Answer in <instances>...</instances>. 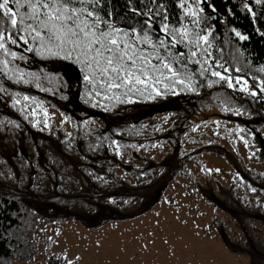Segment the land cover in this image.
Returning a JSON list of instances; mask_svg holds the SVG:
<instances>
[{
  "label": "trees",
  "instance_id": "16d2710c",
  "mask_svg": "<svg viewBox=\"0 0 264 264\" xmlns=\"http://www.w3.org/2000/svg\"><path fill=\"white\" fill-rule=\"evenodd\" d=\"M199 6L205 9L201 14L203 25L212 29L209 39L213 56L210 62L219 59L223 65H214L213 70L219 71L227 80L212 76L209 71L204 76L197 75L192 88L178 85L164 90L160 86L162 94L132 95L131 102L122 95V91L115 93L120 99H106L103 92L100 96L89 95L90 86L86 85L84 73L74 60L25 51L31 45H10L18 57L25 58L24 62H12V78L18 82L12 86L16 90L12 89L21 93L19 86L32 81L23 91L29 101L28 124L40 125L43 133L48 129L56 132L58 124L65 123L78 139L72 152L79 154L80 158L64 151L59 142L52 146L56 153L47 156L48 163L53 165L51 170H60L63 175L68 170L80 173L85 184L77 181L74 192L68 190L67 185L52 192L43 185L27 189L20 184V187H15L13 183L0 182V264L14 260L15 249L21 246L18 235L21 233L25 238L27 229L39 231L42 223L53 225L66 220L95 228L109 221L134 218L150 211L176 180L184 182L189 178L187 180L193 183L192 178L204 166L206 175L213 177L222 173L214 179L203 174L198 185L199 196L224 210L231 218L228 225L223 221L216 224L226 247L232 252L247 254L250 264H264V251L257 246L256 234L252 232L253 228H258L256 232L264 228V205L261 203L264 185L258 182L264 180V141L251 133L253 129L262 132L261 128H264V93L258 91L257 95H245L248 107L245 114H252L249 122L253 127L247 125L244 117L246 125L235 127L232 133L247 140L248 154L240 151L236 143H230L231 148L220 145L217 137L232 132L227 131L233 125L230 121L216 128L211 126L212 137L204 133L199 135L200 127L205 124L202 127L206 128L209 124L208 118L199 121L192 118L197 104L205 97H211L221 89L230 92L229 76L247 79L256 89L260 77L264 81V0L260 4L255 0H204ZM237 32L246 38L241 39ZM192 68L198 74L199 66L193 65ZM21 72L24 78L18 79ZM35 87L40 88V98L33 90ZM78 96L86 106L100 110L104 115L101 118L90 117L74 111L72 103ZM39 100L40 116L33 113L32 106ZM164 100L177 104L172 107L169 104L170 109H165L166 105L157 106ZM85 119L100 121L99 134L103 146L100 155H91L87 151L82 138L87 132L81 126ZM178 125H185L188 130L182 131ZM192 128L198 131L193 134L189 130ZM70 141L71 138L66 137L65 142ZM212 154H216L221 163L219 160L210 167L206 162L203 167L197 165L200 158ZM196 166L198 170H195ZM226 170H229L227 174L223 173ZM102 171L105 173L101 174ZM255 182L262 197L258 198L257 204H248V198L241 194L238 185ZM216 187L218 190L219 187L226 188L224 199L218 196ZM255 193L253 190L250 197ZM33 201H40V206ZM231 237L236 238V243ZM60 260L50 264H67L63 258Z\"/></svg>",
  "mask_w": 264,
  "mask_h": 264
},
{
  "label": "rangeland",
  "instance_id": "374dc122",
  "mask_svg": "<svg viewBox=\"0 0 264 264\" xmlns=\"http://www.w3.org/2000/svg\"><path fill=\"white\" fill-rule=\"evenodd\" d=\"M23 59L18 60L24 62ZM238 79L239 77L229 76L228 80L233 85L230 92L221 89L217 91L219 93L215 92L216 94L211 97H205L197 104L192 118L197 121L208 118L209 124H206V128L202 127L205 124L200 127L199 135L203 136L204 133L212 137L211 126L216 128L230 121L233 125L231 130L227 131L232 132L217 137L220 145L231 148L230 143H236L240 151L248 154L247 140L245 139V142L242 137L232 133L235 127L240 128L241 124H245L244 117L247 125L252 126L249 122L251 120L249 116L252 114H245L248 108L245 95L253 93L257 95L258 91L263 94L261 88L264 87V81L263 79L261 81L260 77L256 89L247 79ZM4 80L6 81L5 78ZM30 82L32 81L28 80V84ZM14 83L18 84L11 78V86ZM28 84L19 86L21 93L14 92L16 89L10 87L9 95L6 94L5 87L0 85V103H6L7 99L8 108L12 112L11 115L0 113V182L13 183L15 187L22 185L27 189L43 185L52 192L57 191L59 186L67 185L68 190L74 192L77 189V181L85 184V180L83 178L81 180V174L68 170L63 175L60 170H51L53 165L48 163L47 156L55 155L52 146L59 142L64 151L75 158H80L79 154L72 152L78 139L73 136L75 133L73 129L66 127L65 123L58 124L56 132L49 129L44 132L43 128V133L40 132V125L28 124L30 117L27 102L29 101L25 99L26 94L23 92L28 89ZM33 90L40 98V88L35 87ZM35 103L36 105L32 104V106L37 113L34 109L33 113L40 116V100ZM162 103H167L165 109L169 107L168 104H171V107L177 104L170 100H164ZM0 107L3 108L1 104ZM21 119L25 121L24 127L19 124L22 123ZM81 126L87 132L82 138L88 153L100 155L103 151L101 133L99 134L100 121L85 119ZM178 127L182 131L188 130L185 125ZM261 129L262 132L253 129L251 133L256 134L258 138L260 135L264 137V128ZM189 130H192L193 134L198 131L193 128ZM237 133L239 134V131ZM66 137L71 138L70 143L65 142ZM219 160L221 163L222 160L216 154H212L200 158L197 165L201 164L203 167L206 162L210 167ZM198 169L199 167L196 166L195 170ZM205 171L204 166L199 170V174L192 178L193 183L187 180L189 178L184 179V182L176 180L150 211L131 219L109 221L95 228L86 227L75 220H66L53 225L42 223L39 231L27 229L25 238L21 233L18 235L21 246L15 249L14 260L4 264H50L61 261L60 258H63L67 264H250V257L247 254L230 251L219 235L216 224L221 221L226 225L230 224L231 218L228 213L199 196L198 180H202L203 174L210 179L222 176L220 173L212 177L206 175ZM228 171L223 173L227 174ZM103 173L105 172L102 171L101 174ZM258 182L264 185V180ZM256 183L238 185L241 194L248 198V204H257L258 198L262 197V193L255 187ZM224 189L226 188L219 187L220 191L223 190L221 193L216 190L219 197L227 194ZM253 190L256 193L250 197ZM9 194L13 195L12 192ZM39 202L33 201L36 206H40ZM261 203L264 205V198ZM257 230L258 228H253L252 232L256 234L257 246L264 251V228L256 232ZM231 240L237 241L234 237H231ZM239 244L245 247L244 244Z\"/></svg>",
  "mask_w": 264,
  "mask_h": 264
},
{
  "label": "snow or ice",
  "instance_id": "6c2138e0",
  "mask_svg": "<svg viewBox=\"0 0 264 264\" xmlns=\"http://www.w3.org/2000/svg\"><path fill=\"white\" fill-rule=\"evenodd\" d=\"M260 4L262 0H255ZM204 0H0V71L25 51L74 60L89 95H160L194 78L227 80L214 65L212 29L203 25ZM251 11V9H249ZM215 11V9H213ZM241 39L246 37L236 33ZM199 66V72L192 68ZM15 74V72H14ZM34 75V74H33ZM21 72L18 79H23ZM27 82V81H25ZM239 82V81H237ZM232 87V83H228ZM264 91V87L261 88ZM111 93L112 95H109ZM255 95V93H253ZM28 99V97H25Z\"/></svg>",
  "mask_w": 264,
  "mask_h": 264
},
{
  "label": "flooded vegetation",
  "instance_id": "af4514ba",
  "mask_svg": "<svg viewBox=\"0 0 264 264\" xmlns=\"http://www.w3.org/2000/svg\"><path fill=\"white\" fill-rule=\"evenodd\" d=\"M2 67H3V65H0V68H2ZM12 67H13V64L11 63L9 65V68L12 69ZM12 75H13L12 71H7L6 74H5L4 71H0V79H1L0 85L5 87L7 95H9V93H10V91H9L10 87L12 88V86H11L12 85L11 84ZM4 78L6 79V81L4 80ZM12 82H13V80H12ZM1 83H3V85ZM7 102H8V100L6 99V103H0L3 106V108L0 107V113H5L7 115H11L12 112L8 108ZM21 122H22V124H20V125L24 127L25 126V121L23 119H21Z\"/></svg>",
  "mask_w": 264,
  "mask_h": 264
},
{
  "label": "water",
  "instance_id": "95a60500",
  "mask_svg": "<svg viewBox=\"0 0 264 264\" xmlns=\"http://www.w3.org/2000/svg\"><path fill=\"white\" fill-rule=\"evenodd\" d=\"M167 103H161L160 105L157 106H163ZM169 105V104H168ZM73 109L76 112H80L83 111L85 112L87 115L91 116V117H102L104 115V113L100 110L97 109H93L90 108L88 106H86L79 98V96L76 98V100L72 103Z\"/></svg>",
  "mask_w": 264,
  "mask_h": 264
}]
</instances>
